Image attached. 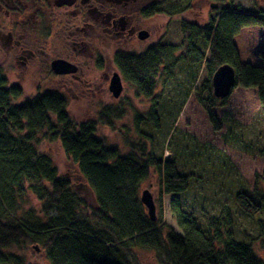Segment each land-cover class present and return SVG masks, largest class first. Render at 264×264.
<instances>
[{"label": "trees", "instance_id": "1", "mask_svg": "<svg viewBox=\"0 0 264 264\" xmlns=\"http://www.w3.org/2000/svg\"><path fill=\"white\" fill-rule=\"evenodd\" d=\"M172 1L155 0L141 13L152 16L184 10L176 9ZM217 11L220 13L205 25L182 19L180 44L157 41L141 52L120 50L114 55L115 64L135 94L153 100L146 122L159 137L164 126L170 125L163 112L165 101L161 103L162 94H157L158 83L173 78L179 63L205 65L207 78L196 99L216 131L222 129L216 108L230 97L220 100L213 94L212 75L220 65H232L235 87L257 89L264 105V53L259 64L245 61L236 42L245 26L264 29V0L253 11L231 6ZM22 94L20 86H8L0 70V264H26L18 252L24 245L42 247L51 264H139L134 254L137 248L158 252L163 264H264L251 245L261 238L264 255L262 190L234 194L236 206L255 220L259 233L257 239H237L229 208L208 215L204 223L192 211L184 210L181 195L197 177L191 170L181 169L184 146H177V152L168 157H159L150 146L153 134L145 131L141 135L146 140L143 137L132 142L128 138L129 151L123 152L98 134L99 125L113 126L114 119L125 114L122 105H105L95 119L77 123L68 112L67 97L61 93L45 92L14 103ZM137 115L136 120H143ZM40 134L60 141L90 185L95 206L59 176L49 154L38 150L35 142ZM164 143L174 148L170 141ZM152 170L159 179L161 195L171 196L170 211L179 231L146 213L140 190ZM28 191L39 199L41 208L26 206Z\"/></svg>", "mask_w": 264, "mask_h": 264}, {"label": "rangeland", "instance_id": "2", "mask_svg": "<svg viewBox=\"0 0 264 264\" xmlns=\"http://www.w3.org/2000/svg\"><path fill=\"white\" fill-rule=\"evenodd\" d=\"M154 1L141 0L139 5L144 8ZM172 4L176 9L184 10L152 16H144L142 10L137 11L140 29L148 32L145 39L133 37L125 41H104L101 38L95 55L90 60L85 59L86 70L80 81L70 75L59 76L47 65L23 69L16 58L6 55L1 48L0 70L7 78L8 86L18 85L23 89L22 96L14 99V103L21 104L45 92H59L67 97L68 112L77 123L95 119L105 105H122L125 107V114L114 119L113 126L99 125V136L104 137L108 144L128 152L130 143L127 139L135 142L144 137L146 140L141 132L149 131L154 137L150 146H153L152 149L159 157H168L177 152V146L180 149L184 146L186 152H183L181 169L191 170L197 175L191 188L181 195L184 210L192 211L204 223L208 215L219 213L223 207L229 208L234 215L237 239H257L259 233L255 220L246 216L236 206L234 199V194L239 191L253 194L258 189L264 193V105L260 102L257 89L233 86L230 97H225L228 98L226 104L216 108L222 125L221 131H216L196 99L198 88L207 78L205 65L186 66L179 63L173 78L165 83H158L157 94H162L161 103L165 101L163 112L170 125L164 126L159 137L158 131L146 122L153 100L135 94L134 88L125 81L115 64L114 55L120 50L141 52L157 41L180 44L183 41L182 19L205 25L210 17L220 13L217 11L220 8L231 6L253 11L263 5V0H173ZM4 21L5 19L2 21L0 18V28ZM236 42L243 60L256 64L263 62L261 54L264 53V29L261 26L243 27ZM99 63H102V67H99ZM114 72L120 74L124 87L118 98L109 90L110 78ZM106 74L108 78H104ZM171 106H174L173 111L169 110ZM137 114L143 116V120L139 117L136 120ZM39 136V141L35 142L38 150L49 154L59 176L69 180L95 206L90 185L82 176L78 165L65 153L60 141L41 137L42 134ZM165 140L167 144L170 141L174 148L169 149L164 143ZM145 189L153 196L156 220L163 219L174 230L179 231L170 211L171 196L161 195L159 179L153 170L141 185L140 197ZM27 195V207L41 208V202L31 191ZM260 243L261 238L253 240L251 245L255 253L264 259ZM134 251L139 264H163L158 259L159 253L154 250L137 248ZM18 252L26 258V264H51L46 252L39 245H24Z\"/></svg>", "mask_w": 264, "mask_h": 264}, {"label": "flooded vegetation", "instance_id": "3", "mask_svg": "<svg viewBox=\"0 0 264 264\" xmlns=\"http://www.w3.org/2000/svg\"><path fill=\"white\" fill-rule=\"evenodd\" d=\"M141 0H0V48L20 67L56 60L74 66L70 75L81 80L101 38L125 41L138 37ZM102 67V63H99ZM56 74V73H55ZM108 74L104 78H108ZM111 79V78H110Z\"/></svg>", "mask_w": 264, "mask_h": 264}, {"label": "water", "instance_id": "4", "mask_svg": "<svg viewBox=\"0 0 264 264\" xmlns=\"http://www.w3.org/2000/svg\"><path fill=\"white\" fill-rule=\"evenodd\" d=\"M214 6H217L214 4ZM148 37V32L141 31L139 34L140 39ZM53 71L56 74L73 73L76 71L74 66L66 64L63 60H56L52 63ZM236 83L235 68L230 64L220 65L212 75V90L214 96L218 98H225L230 95L233 86ZM124 87L122 78L118 72H114L110 79L109 90L115 98L120 97ZM141 201L145 205L148 215L152 220H156V205L151 192L148 189L142 190Z\"/></svg>", "mask_w": 264, "mask_h": 264}]
</instances>
